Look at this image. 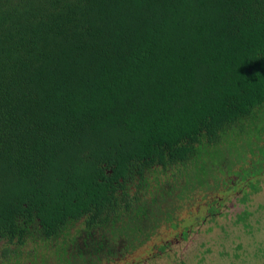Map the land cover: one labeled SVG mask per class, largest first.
Instances as JSON below:
<instances>
[{
  "label": "trees",
  "instance_id": "obj_1",
  "mask_svg": "<svg viewBox=\"0 0 264 264\" xmlns=\"http://www.w3.org/2000/svg\"><path fill=\"white\" fill-rule=\"evenodd\" d=\"M214 171L264 173V0H0V264L120 262Z\"/></svg>",
  "mask_w": 264,
  "mask_h": 264
},
{
  "label": "rangeland",
  "instance_id": "obj_2",
  "mask_svg": "<svg viewBox=\"0 0 264 264\" xmlns=\"http://www.w3.org/2000/svg\"><path fill=\"white\" fill-rule=\"evenodd\" d=\"M235 148L234 144L221 145L222 156L228 157ZM247 149L244 146L239 157L249 164L254 154ZM222 156L220 160L228 165L230 159ZM209 157L216 161L214 152ZM247 164L243 168L249 167ZM237 166L236 163L233 171L238 170ZM224 167L220 174L229 171ZM213 174L224 186L219 181L214 191L200 193L204 200L199 196L196 199L204 201L200 202L201 207L215 200L217 213L204 214L206 208L202 212L203 209L195 206L177 210L176 217L182 220L183 227L193 225L185 237L179 231L183 227L173 229L162 225L144 246L113 264H264V173L251 180L254 190L250 189V183L236 185L239 181L236 175L220 176L218 171ZM201 214L204 219L199 222L197 218ZM161 246L165 248L160 250Z\"/></svg>",
  "mask_w": 264,
  "mask_h": 264
}]
</instances>
